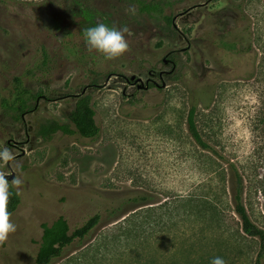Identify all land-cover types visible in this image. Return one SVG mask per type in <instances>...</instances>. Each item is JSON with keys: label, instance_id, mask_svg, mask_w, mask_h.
Listing matches in <instances>:
<instances>
[{"label": "rangeland", "instance_id": "rangeland-1", "mask_svg": "<svg viewBox=\"0 0 264 264\" xmlns=\"http://www.w3.org/2000/svg\"><path fill=\"white\" fill-rule=\"evenodd\" d=\"M143 1H163V15L131 0L0 3V149L14 157L0 161V175L19 196L0 264H35L41 224L64 217L73 231L97 213L91 237L53 264H211L216 256L255 263L259 243L241 232L233 212L229 163L243 178L248 214L264 229V0ZM83 8L96 24L127 28L123 56L109 61L89 50L83 30L93 21ZM163 16L174 18L175 33ZM168 53L172 71L162 63ZM149 70L170 73L159 87L126 83L131 75L144 81ZM15 77L33 96L20 117ZM84 89L98 136L40 137L46 121L75 129L68 115ZM192 106L197 130L217 154L189 136ZM191 195L211 200L219 220L198 216ZM142 196L145 203L129 201Z\"/></svg>", "mask_w": 264, "mask_h": 264}, {"label": "trees", "instance_id": "trees-1", "mask_svg": "<svg viewBox=\"0 0 264 264\" xmlns=\"http://www.w3.org/2000/svg\"><path fill=\"white\" fill-rule=\"evenodd\" d=\"M139 6L141 12L147 14H155L157 16L163 15V1H152L145 3L143 0H131ZM0 3H5L4 0H0ZM82 13L86 16L87 19L93 21V25H96L94 22L95 13L91 9L83 8ZM167 26L172 28V32L176 30V27L171 16H163ZM175 29V30H174ZM42 63L44 65L48 64V56L46 53H43ZM170 58L173 60V54L170 53ZM14 100L13 108L18 113L20 117L26 111H30L32 108L29 105V102L33 96H28L29 91L23 87V84L19 77L14 78ZM91 98L88 94L79 93L76 96L74 107L68 115V119L71 124L74 126V130H71L69 125L59 124L55 121H46L41 124L38 128V135L42 138H49L54 133L60 131L64 134H73L78 133L81 137L87 139H95L99 134V127L95 120V112L91 106ZM5 103V100L3 101ZM31 108V109H30ZM195 107L192 106L187 115V130L189 136L195 141L199 147L202 149H207L213 154H217L215 150L210 147L208 143L203 141L199 131L197 130L195 122ZM229 169L231 173V201L233 204V212L240 220L241 232L247 237L257 239L259 243V250L254 264H260L262 258H264V229L256 225L250 215L248 214L244 203H243V192H244V181L241 175L238 173V170L234 164L229 163ZM259 190L262 191L264 195V174L259 181ZM11 196L8 201V209L10 213H13L19 204L18 194L10 188ZM190 197V198H189ZM187 200L188 205L192 204V199L194 198L197 202L195 205L196 212L198 216L202 217L206 222L216 223L219 220L217 216L218 211L211 200L200 199L198 197L189 196ZM146 196L134 197L129 201L133 204L145 203L147 201ZM147 204V203H146ZM109 210V215H116V210L111 208ZM188 209V208H187ZM120 210V209H119ZM186 211V208L185 210ZM191 209H188V213L185 212L186 216L190 214ZM135 214V213H134ZM120 215V214H119ZM197 215V214H195ZM102 219V214H95L90 217L82 226L70 231L67 221L64 217H59L54 220L51 224L43 223L41 224L42 235L39 242V247L35 256V264H53L56 260L62 259L68 249L76 245L81 247L82 244L87 241L94 230L99 225ZM222 219L220 218V221ZM76 247V248H77Z\"/></svg>", "mask_w": 264, "mask_h": 264}, {"label": "clouds", "instance_id": "clouds-1", "mask_svg": "<svg viewBox=\"0 0 264 264\" xmlns=\"http://www.w3.org/2000/svg\"><path fill=\"white\" fill-rule=\"evenodd\" d=\"M126 27L116 28L105 23H99L83 30L84 40L89 50H94L106 60H114L123 56L129 49L125 37ZM11 151L4 147L0 149V161L13 160ZM11 196L10 186L7 179L0 175V241L6 240L9 234L16 231V224L11 219L8 209V201ZM211 264H226L220 257H213Z\"/></svg>", "mask_w": 264, "mask_h": 264}, {"label": "flooded vegetation", "instance_id": "flooded-vegetation-1", "mask_svg": "<svg viewBox=\"0 0 264 264\" xmlns=\"http://www.w3.org/2000/svg\"><path fill=\"white\" fill-rule=\"evenodd\" d=\"M174 19V18H173ZM162 63L164 65H172V68L173 66H175V62L170 58V54L168 53L163 59H162ZM170 73V71H166V70H161V71H157V70H149L148 71V77L144 80V83L145 85L148 86V89L150 87H153V86H158L159 87V84H158V80L162 81L164 79V77ZM125 81L126 83L129 84L130 87H135L136 89H138V85L139 83H136L134 81H130L129 80V77H125ZM161 87V86H160ZM139 90V89H138ZM82 93H84L83 91H81ZM80 92V94H81ZM78 95V94H77ZM76 95V96H77Z\"/></svg>", "mask_w": 264, "mask_h": 264}, {"label": "water", "instance_id": "water-1", "mask_svg": "<svg viewBox=\"0 0 264 264\" xmlns=\"http://www.w3.org/2000/svg\"><path fill=\"white\" fill-rule=\"evenodd\" d=\"M211 0H208L207 2H205L204 4H207V3H209ZM173 21H174V19H173ZM175 25V24H174ZM174 68H175V66H173V68L171 69V71L172 70H174ZM129 80L130 81H134V82H136V83H139V85H138V89H148V86L147 85H145V83H144V81L140 78V77H136L135 75H131L130 77H129ZM166 86V84L163 82L162 83V85H161V87L163 88V87H165ZM85 91V89L83 90V92ZM13 177H12V175H10L9 176V179H12Z\"/></svg>", "mask_w": 264, "mask_h": 264}]
</instances>
